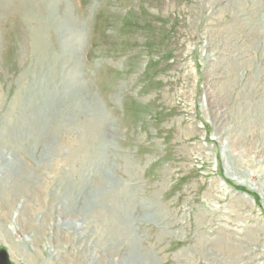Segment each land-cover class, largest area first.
<instances>
[{
  "label": "rangeland",
  "instance_id": "1",
  "mask_svg": "<svg viewBox=\"0 0 264 264\" xmlns=\"http://www.w3.org/2000/svg\"><path fill=\"white\" fill-rule=\"evenodd\" d=\"M73 66L103 155L91 109L59 117ZM1 155L11 264H264V0H0Z\"/></svg>",
  "mask_w": 264,
  "mask_h": 264
},
{
  "label": "bare ground",
  "instance_id": "2",
  "mask_svg": "<svg viewBox=\"0 0 264 264\" xmlns=\"http://www.w3.org/2000/svg\"><path fill=\"white\" fill-rule=\"evenodd\" d=\"M61 35H62V52H66L67 51V49H70V48H75L79 43H80V37H82L81 36V33H80V35H79V33H78V35L77 36H73V35H70L69 34V30L67 31V32H61ZM61 52V53H62ZM63 55V54H62ZM64 61V60H63ZM76 67L75 66H73L72 67V69H73V75L72 76H69V75H67V77H64V79H63V84H64V86H65V88H64V93H65V95H64V103L66 104V107H65V110H63V113L62 114H60L59 115V117H62V118H65V115H63V114H65L66 113V115L67 116H70L71 117V115L69 114V110L70 109H74V108H76V109H78V108H80V110L82 109V110H90L91 109V112H90V114H89V117H90V121L92 122V121H94V120H96L97 122L96 123H99V129L98 130H100L101 129V131L98 133V137H99V145H100V147H101V152H102V155H103V148H102V146L104 145V144H106L107 143V136H106V138H105V132L107 131L108 132V123L106 122V120H108V115L106 114V112H105V110L102 108V106H100V104H95L94 106H91V104H89V103H87L84 99H83V96H82V94H81V90H82V88L80 87V85H79V81L77 80V72L75 71L76 69H75ZM80 68V67H79ZM79 70V69H78ZM76 75V76H75ZM83 92V91H82ZM54 94H55V92H51L47 97H45V98H42V99H40V100H37L36 102L34 101V100H31L30 98H27L26 97V99H25V101L23 102V106H24V108H23V110H22V117H24V118H22V120H21V122L19 123V121H18V117H16V121H15V123H17L18 122V124H22L21 125V128L23 129H29V127L28 126H31V122L32 121H37L38 122V128H39V131L42 129V122H43V120L47 117V116H53L51 113H50V107L52 108L54 105H56L55 104V101H54ZM26 106H28L29 107V109L32 111V110H35L36 111V113L35 114H33L32 112H30V111H28L27 110V108H26ZM27 112H29V113H27ZM94 119V120H93ZM70 122H73V123H76L75 121H74V119L72 120L71 119V121ZM4 124V123H3ZM30 124V125H29ZM94 124V126H95V122L93 123ZM15 126V125H14ZM19 126V125H18ZM91 126V125H90ZM16 128H17V126H15ZM15 127H13V125H12V128H11V126H9L8 128L10 129H16ZM20 127V126H19ZM26 127V128H25ZM77 127H80V126H77ZM96 127H97V125H96ZM85 128V127H84ZM83 131V130H82ZM93 131L95 132V130H94V128H93ZM86 132V131H85ZM84 132V133H85ZM93 132V133H94ZM97 132V131H96ZM95 132V133H96ZM44 133V132H43ZM107 134V133H106ZM13 135V134H12ZM33 143H35V141H32V144ZM29 150V149H28ZM30 151V150H29ZM49 152H51L52 151V149H51V151H50V149L48 150ZM50 154V153H49ZM51 155V154H50ZM2 157V155L0 156V158ZM104 157V156H103ZM103 157H102V159H101V161L99 160V162H95L94 160L93 161H91L90 160V165H92L93 167L91 168V172H93V175L94 176H96L97 175V173L99 172V169H98V166H102V168L105 170V168H106V164H107V162H106V158L103 160ZM89 165V166H90ZM13 167V166H12ZM10 168V167H9ZM14 169V168H13ZM30 175V177L32 176L31 175V173L29 174ZM28 175V176H29ZM105 177H107V178H105ZM105 177H103V181H105L104 180V178L106 179V186H104V187H109L108 189L106 188L105 190H104V192L103 193H107V194H110L111 196H113V197H116V205H117V207L119 206L120 207V205L121 204H124L126 207H127V205H131V204H134V203H136L135 202V200H134V198L133 197H131V195L130 194H128V193H126L125 192V189H123V187L121 188V187H118V188H115L116 186H114V184H118L119 182H117L116 183V181H114V180H109V179H114L113 177H111L110 176V174H109V172L107 171V169H106V172H105ZM108 181H110V186H108V184H109V182ZM1 182V181H0ZM111 186H114V187H111ZM103 187V186H102ZM129 189H131V188H129ZM104 194V195H105ZM93 195V197H94V199L92 200L93 202H91L92 203V205H93V203L95 204V203H102V202H104L105 201V198L103 197V196H101V195H98L97 193L95 194V193H93L92 194ZM72 204V203H71ZM129 205V206H130ZM137 206V205H136ZM110 207H112V206H110ZM67 209V208H66ZM94 209V208H93ZM127 209V208H126ZM121 210V209H120ZM66 211V210H65ZM101 212V211H100ZM100 212H98L99 214H100ZM61 215V214H60ZM100 216H101V214H100ZM71 217V216H70ZM75 218V217H74ZM125 218V217H124ZM70 220V219H69ZM128 220L129 221H132L133 220V218L132 217H130V216H128ZM135 220V219H134ZM125 221V220H124ZM127 221V220H126ZM69 224H72L71 222H68ZM74 224L76 223V222H73ZM63 225V224H62ZM76 225V224H75ZM129 225V224H128ZM79 226V225H78ZM78 226H75L76 228H78ZM129 227V226H128ZM75 232V231H74ZM133 248V247H132ZM140 258L139 257H135L133 260H129V258L126 260V263H128V264H131V261H132V263L134 262L135 264H138V262L140 263Z\"/></svg>",
  "mask_w": 264,
  "mask_h": 264
},
{
  "label": "water",
  "instance_id": "3",
  "mask_svg": "<svg viewBox=\"0 0 264 264\" xmlns=\"http://www.w3.org/2000/svg\"><path fill=\"white\" fill-rule=\"evenodd\" d=\"M0 264H11L6 250L0 249Z\"/></svg>",
  "mask_w": 264,
  "mask_h": 264
}]
</instances>
